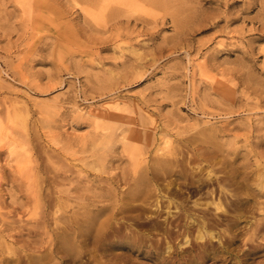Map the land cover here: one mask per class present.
Listing matches in <instances>:
<instances>
[{"label": "rangeland", "instance_id": "rangeland-1", "mask_svg": "<svg viewBox=\"0 0 264 264\" xmlns=\"http://www.w3.org/2000/svg\"><path fill=\"white\" fill-rule=\"evenodd\" d=\"M205 149L232 165L196 164ZM171 153L187 176L203 166L240 182L225 185L238 196L226 213L208 207L213 239L152 210L137 251L80 248L86 199L116 209ZM262 175L264 0H0V264H264ZM189 186L173 181L178 201L211 202L215 184Z\"/></svg>", "mask_w": 264, "mask_h": 264}, {"label": "bare ground", "instance_id": "bare-ground-1", "mask_svg": "<svg viewBox=\"0 0 264 264\" xmlns=\"http://www.w3.org/2000/svg\"><path fill=\"white\" fill-rule=\"evenodd\" d=\"M151 1H153V0H151ZM105 3H107V2H105ZM108 7H109V5H108ZM89 10H91V9H89ZM88 12H87V14H89ZM134 13H136V12H134ZM111 33H113V31ZM108 35H109V33H108ZM112 35H111V37H112ZM106 37H107V35H106ZM135 54H137V53H135ZM139 65L141 66V64H139ZM5 86H7V85H5ZM12 116H13V114H12ZM26 116H29V115H26ZM27 118L28 117H26V119ZM191 145H192V143H191ZM218 145L219 144L215 145L217 147V149L219 147H221V146L218 147ZM211 146H213L212 143H211ZM218 151L220 153H222V150L221 151L218 150ZM218 151L215 152V151L206 150V149L205 150H197L195 152V156H196L195 158H197L196 159L197 163L196 162L195 163L200 165L202 162H206L208 166H214V167L216 166V164H221L222 166L224 165L223 170H226L228 168V166L232 165V164L227 162L224 157L219 156L220 153H217ZM175 155H176V153H175ZM175 155H173L171 153L170 157L167 155V158H165V159L156 160V162L154 163V165L152 167L146 168V166H145V168H146L145 171H143V173L139 177L131 180V183H130L131 185L129 186L130 190L125 194L124 197H122L121 199L120 198L118 199V201H120V204L117 203L119 205V207H117L116 209L114 208V206H112L113 203L109 204V205H106V204L101 205L100 203L102 201L100 200L101 196H98L99 194L98 195L93 194V195L89 196L86 199L89 202H88V204L86 203L87 205H86L85 218L83 221L81 219L82 222L79 225V228H78L79 230L77 233H75V236H74V238L78 242V245L83 246V245H86L88 242L93 241L95 243H99V246L107 245V246H111L113 249H122L123 246H127L128 250H136L137 251L138 249H140L141 243L144 240L142 237L141 231L148 228V226H149V222L141 221L139 219V216H141L143 214V212H145V211H152V210L155 212L154 217L156 219L160 213L164 212L166 214L165 217L163 218L164 224H165L164 228H166V226L170 223L168 220V217H174L173 213H175V215H178L179 217L185 219V222L183 223V226H184L183 232L185 234H188L191 231V230L189 231V229H192V230L196 231V233H197L196 239H198V240H203L206 238H212L213 234H212V232H210L208 230V228L212 227V224L214 221H210V222L208 221L207 216L210 213L209 212L210 208H208V207L210 205H212L216 212H218L220 214L226 213V211H227L225 209V204H227L226 201L229 199V197L233 198V200H234V198L238 199V196L236 193H231L228 189H226L225 185H226L227 181L234 183V185L235 184L238 185L240 182L236 181V179L234 177H232L230 180H227L222 175H213L210 173V171H208L206 174L202 171L203 166L202 167L196 166V168H194V171H191V169H190V171H191V172H189L190 175L187 176V172H186V167H188L187 161H185V160L183 161V159L178 160L177 157L175 158ZM192 157H194V156L192 155ZM226 159H227V156H226ZM189 161H191V160H189ZM225 165H226V167H225ZM5 167H6V165H5ZM220 169H222V167ZM207 170H208V168H207ZM187 171H188V169H187ZM201 172H203L206 175L203 177L201 175ZM171 173L174 176V179L169 178V175H171ZM225 173H226V171H225ZM262 176H264V175H262ZM247 177H248L247 173H244V175L241 177L242 182H245L244 185L246 188L249 187L248 184L246 183ZM173 181L179 182V183L182 182V184L187 183V185H190L191 189H192V191H190V192H192V194L193 193L194 194L199 193V190H201L205 187H208V188L212 187L215 184L214 188H211L208 192L210 195V198H211V202L206 203L205 206L202 205V208H201L199 203L193 201V205L191 206L192 208L187 207L186 205L183 204L182 200H180L181 198L179 197L182 194V191L176 187L171 188ZM124 182H125V180H124ZM190 186H189V188H190ZM215 187L218 189V192H217V190L215 191ZM249 189H250V192L248 194H246L245 203L249 205V208L248 207L247 208L249 210V213H251V212H253L255 205L257 204L256 199H255L257 194H256V192H254V189L253 190L251 188H249ZM190 192L188 190V193H190ZM227 197H228V199H227ZM178 198H180L179 199L180 201H178ZM185 198H188V196ZM118 201H116V202H118ZM230 201H232V200L230 199ZM236 202H238V201H236ZM152 203H153V207H151ZM230 203H232V202H230ZM89 214H91V215H89ZM210 215H211V213L209 214V216ZM4 216H5L4 214H3V216L1 214V218ZM128 216L135 217V219H134L135 223L134 224L128 223L125 220V218ZM249 216H251V215H249ZM5 218H6V216H5ZM73 219H74V217H73ZM70 220H72V219H70ZM2 221H1V224L3 225V227L7 228L6 224L8 222H6V224H4ZM238 221H240V220H238ZM78 223H80V222H78ZM64 224H65V222H64ZM69 226H71V225H69ZM233 226H237V221ZM255 227H257V226L255 225ZM262 228H264V227H262ZM7 232L8 231H6V233ZM11 237H13V236H11ZM70 245H72V244H69L68 241L67 242L63 241L62 247L68 248V250H69ZM81 246H80V248H81ZM138 246H140V247L138 248ZM71 248H73V247H71Z\"/></svg>", "mask_w": 264, "mask_h": 264}]
</instances>
